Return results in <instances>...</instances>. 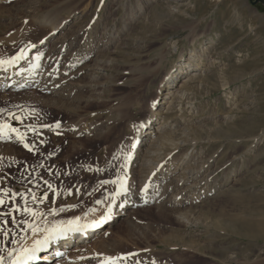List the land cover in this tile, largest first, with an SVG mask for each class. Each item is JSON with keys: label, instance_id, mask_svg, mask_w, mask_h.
<instances>
[{"label": "rangeland", "instance_id": "rangeland-1", "mask_svg": "<svg viewBox=\"0 0 264 264\" xmlns=\"http://www.w3.org/2000/svg\"><path fill=\"white\" fill-rule=\"evenodd\" d=\"M46 21L57 30L49 32ZM23 50L45 57L42 70L50 67L49 51L68 50L63 63L70 65L73 76L66 83L72 91L67 98L34 84L0 92V125L9 126L0 133V245L27 244L44 229L93 208L100 214L102 201L77 208L104 177L100 160L108 141L89 144L81 132L93 124L112 125L132 105L136 118L158 95L161 78L180 54L187 59L203 53L212 72L190 85L180 111L164 119L186 141L179 155H191L189 169L205 164L197 178L214 169L223 175L236 158L243 165L233 182L240 190H218L178 210L150 209L137 215L130 232L121 223L102 233L104 224L82 240L80 250L72 242L68 253L48 263L101 264L105 257H126L119 263L264 264V239L248 238L240 228L250 214L264 226V3L0 0V60L9 57L11 63ZM64 123H73L74 131L53 128ZM43 253H36L33 264Z\"/></svg>", "mask_w": 264, "mask_h": 264}, {"label": "bare ground", "instance_id": "bare-ground-1", "mask_svg": "<svg viewBox=\"0 0 264 264\" xmlns=\"http://www.w3.org/2000/svg\"><path fill=\"white\" fill-rule=\"evenodd\" d=\"M177 9L178 7L172 10L177 11ZM44 23L46 24L45 26L50 27V29H47L49 32L53 33L58 28V25L53 22L46 21ZM67 52L68 50L49 51L50 67L42 70L44 68V56L34 57L29 54V51H19L16 54V57L19 56V58L15 59L14 62L0 65V92L15 91L35 84L44 93L58 94V96L64 95L68 98L72 88H69L66 82L73 75L70 74L69 63H63L65 58L68 57ZM182 57L183 54H180L178 63L175 64V67L173 66L174 69L170 72L168 71L161 78L159 93L150 102L151 105L147 109H142L139 114L135 112V114H138L136 118H133L134 108L132 105L121 114H118L110 126L106 127L104 125L105 127H102L101 125L93 124L88 127L85 126L84 130L82 129L81 134L84 135L85 140L89 144L97 145L101 142H108L103 147L102 160H100L103 162L101 168L104 177L95 183L87 197H83L84 201L82 200L83 203L77 210L88 204L94 206L98 201H102L104 206L100 208L101 212L98 215H95L98 210H93V208L86 214L77 216L80 218L79 223L81 225L94 221L98 222L101 217L107 214V219L99 224V226L107 224L108 229L106 228L102 233L111 231L115 225L121 223L130 232L137 226L135 224L137 215L150 209H154L157 212L158 210H163V206H169L171 207L170 210H178L176 208L179 205L183 206V204L210 198L218 190H222L225 194L236 193L240 190L234 187L233 183L241 170L240 168L243 167L242 164L235 161L236 158H230V162L234 163L230 169L228 167L226 171L224 170L225 173L223 175L216 176L214 169L205 177L197 178L205 170V164L202 165V163L199 166L196 164L197 168L195 169L194 161L193 163L191 162L193 166L190 165L194 169H191V167L189 169L188 164H190L192 159L191 155L186 154L183 157L179 155L181 153L180 150L186 145V141L181 140L175 127L165 121V115L174 114L176 110L180 111V104L178 103H181L180 101L185 98L186 90L190 88V85L203 80L202 75L207 78L213 67L211 63L208 65L204 64L206 58L203 53H191L187 59ZM9 59L7 57L4 61ZM70 59L71 56L68 61ZM40 62H43V64ZM199 70H202V74L198 75ZM64 75H68V78H64ZM182 76L184 77L182 78ZM176 79H180L179 85H175ZM58 102H63L61 104L64 105L63 100H58ZM135 107H139L138 110L140 109V105ZM72 125L68 123L56 124L53 128L74 131L75 128ZM77 132L79 131L77 130ZM253 139L255 140V138ZM80 144L83 145V143ZM177 151L180 152L177 153ZM210 165L209 163L208 167ZM236 166L239 167L236 168ZM175 191L177 192L169 199L168 194ZM249 216L250 220L243 221L240 225L241 229H245L243 234L248 238L264 239V230H261V228L264 229V226L262 223L252 220L251 214ZM86 229L87 231L89 230V233H92L90 228ZM97 229L93 230L92 235L96 234ZM36 235L27 244H17L11 247L10 242H2L0 245V257H3L2 264H9L10 252H14L21 247H31L34 240L44 237L45 232L41 231ZM73 238L77 239L80 237L76 232L70 231L64 236L50 240L46 246L40 248L44 253L40 255V261L37 264H50L48 262H52L56 254L68 253L75 244L73 242V246H70ZM82 244V242L76 243L75 249L80 250L79 248L81 247L79 246ZM4 245L8 249H2ZM128 260V263L122 264H134L133 259ZM138 261L141 263L140 260ZM32 263L33 260L29 261V264Z\"/></svg>", "mask_w": 264, "mask_h": 264}, {"label": "snow or ice", "instance_id": "snow-or-ice-1", "mask_svg": "<svg viewBox=\"0 0 264 264\" xmlns=\"http://www.w3.org/2000/svg\"><path fill=\"white\" fill-rule=\"evenodd\" d=\"M19 58L14 57L11 62H14L15 59ZM9 61L0 60V65H3L5 63H8ZM9 128L8 125H0V133H3L5 129ZM12 131H15V129H11ZM19 139L23 141V136L20 135ZM24 147L27 148L29 151L32 149L29 147L28 144H24ZM123 183V180H122ZM51 187V185H49ZM4 200L0 199V204H3ZM25 212L32 213L35 215L32 209L25 208ZM79 217H76L72 220L65 222H60L55 225H53L51 228H46L43 231L45 232V235L42 239L34 240L31 247H21L15 250L14 252L9 253V264H29V261H32L36 259V253L40 250V248L46 246L50 240L54 238H58L60 236H64L67 234V232H78L81 229L85 228H95L98 227L100 223H103L104 220L107 219V214H105L103 217H101L100 221H94L89 224L81 225L79 223ZM32 231L34 233L40 231L39 229L33 227ZM126 257H105L104 260L101 261V264H119L120 261L124 260ZM3 262V257H0V264Z\"/></svg>", "mask_w": 264, "mask_h": 264}, {"label": "water", "instance_id": "water-1", "mask_svg": "<svg viewBox=\"0 0 264 264\" xmlns=\"http://www.w3.org/2000/svg\"><path fill=\"white\" fill-rule=\"evenodd\" d=\"M257 2V1H256ZM258 2H262V3H264V0H258Z\"/></svg>", "mask_w": 264, "mask_h": 264}]
</instances>
